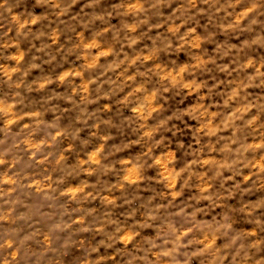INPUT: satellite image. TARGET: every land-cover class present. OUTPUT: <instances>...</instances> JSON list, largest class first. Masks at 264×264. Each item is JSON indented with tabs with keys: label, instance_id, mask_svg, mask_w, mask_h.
I'll return each mask as SVG.
<instances>
[{
	"label": "clouds",
	"instance_id": "9594fccd",
	"mask_svg": "<svg viewBox=\"0 0 264 264\" xmlns=\"http://www.w3.org/2000/svg\"><path fill=\"white\" fill-rule=\"evenodd\" d=\"M0 264H264V0H0Z\"/></svg>",
	"mask_w": 264,
	"mask_h": 264
}]
</instances>
